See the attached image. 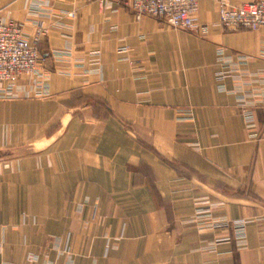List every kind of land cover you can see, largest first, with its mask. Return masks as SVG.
<instances>
[{
  "label": "crops",
  "instance_id": "1",
  "mask_svg": "<svg viewBox=\"0 0 264 264\" xmlns=\"http://www.w3.org/2000/svg\"><path fill=\"white\" fill-rule=\"evenodd\" d=\"M197 16L0 0L45 31L0 86V264H264V28L223 29L218 0Z\"/></svg>",
  "mask_w": 264,
  "mask_h": 264
},
{
  "label": "built area",
  "instance_id": "2",
  "mask_svg": "<svg viewBox=\"0 0 264 264\" xmlns=\"http://www.w3.org/2000/svg\"><path fill=\"white\" fill-rule=\"evenodd\" d=\"M128 8L136 20L149 17L171 29L194 30L198 26L199 0H114ZM72 16V15H71ZM218 20L227 31H257L264 28V0L231 7L226 0H218ZM45 33L40 29L31 43L23 35L22 27L13 20L0 18V86L14 83L23 76L34 74L40 55L36 46ZM226 222L214 225V230H226Z\"/></svg>",
  "mask_w": 264,
  "mask_h": 264
}]
</instances>
